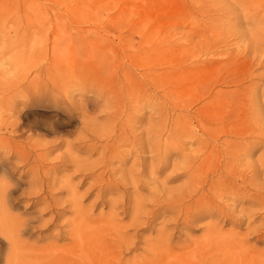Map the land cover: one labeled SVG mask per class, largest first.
<instances>
[{"label":"rangeland","instance_id":"1","mask_svg":"<svg viewBox=\"0 0 264 264\" xmlns=\"http://www.w3.org/2000/svg\"><path fill=\"white\" fill-rule=\"evenodd\" d=\"M38 1L48 8L49 23L40 21L45 14H26L14 6L7 9L9 16L0 17V125L44 124L31 139L28 133L12 138L17 146L0 143V185L19 182L23 191L13 199L10 213L30 219L34 227L25 237L43 240L64 231L73 220L76 202L93 217L109 214L110 204L117 207L114 219L128 223V235L137 241L136 250L125 252L127 258L144 254L148 241L157 242L162 228L173 245L190 248L209 235L208 224L215 222L226 233L245 234L246 209L252 211L250 221L256 219L253 227L263 230L264 209L249 205L245 197L233 207V219L242 221L237 225L225 223V216L212 219L208 213L194 221L195 213L204 209L190 210L186 220L191 202L190 177L185 173L206 152L197 140L209 139L208 131L221 127L222 140L241 147L262 142L248 160L236 165H243L240 169L248 182L257 187L248 186L246 192L253 198L264 196V0ZM54 13L70 38L59 57L80 64L62 91L44 72L48 68L44 60L57 57L47 52L51 42H45L54 32ZM109 58L116 79L98 63ZM82 64L87 65L85 71ZM125 75L131 76L128 81ZM219 91L232 100L215 110L203 107ZM192 98L198 99L196 104L179 107ZM134 116L132 132L127 121ZM30 151L47 153L48 160H33L27 166L20 155ZM228 155H223L226 161ZM38 166L50 169L49 177L59 181L52 192L57 206L49 210L45 203L35 205L40 199L28 195L36 192L31 185L38 178L34 172ZM101 174L111 177L115 188L97 185L95 176ZM136 188L146 209L132 226L123 210L129 214L134 210ZM100 191L107 194L100 196ZM234 199L227 193L220 203L232 206ZM212 201L219 202L215 196ZM247 240L264 252L259 232ZM181 252L176 250L175 255Z\"/></svg>","mask_w":264,"mask_h":264},{"label":"bare ground","instance_id":"2","mask_svg":"<svg viewBox=\"0 0 264 264\" xmlns=\"http://www.w3.org/2000/svg\"><path fill=\"white\" fill-rule=\"evenodd\" d=\"M11 6L15 8L21 7L26 14L31 12L37 15L45 14L46 18L44 19V17L40 16V21L45 22L46 20L47 23L50 22L48 8L41 6L38 0H0L1 18L9 16L7 9ZM54 15L56 16L54 32H51V39L46 35L45 42H51V47L47 49L48 45H46V50L57 57L52 56V58L44 60L48 66L44 72L52 85L62 91L66 86H62V84L76 77L75 68L80 64L76 63L75 60L65 61L59 57L68 48L70 38L62 30V27L58 25L57 19L59 17H57V13H54ZM98 63L104 70H109L108 73H110L111 78H118L112 74L116 70L113 60L110 58L102 59ZM37 65L39 66L40 63ZM38 66L35 67L37 68ZM86 66L82 64L81 69L83 68V71H85ZM90 66L91 64L88 65V68ZM94 77H97V75L95 74ZM130 77L128 75L124 76L127 81ZM34 84L35 81H31V87H34ZM44 92L46 93V91ZM225 96L226 94L223 91L216 92L210 102L203 105V107L210 110L218 109V107L222 108L232 100ZM198 99L192 98L183 101L179 107L190 108L196 104ZM62 102L64 101H58V103ZM27 109L28 106L23 107V110L26 111ZM20 115L27 117L25 113ZM136 119L137 117L134 116L127 121V124L129 123L127 128L132 132L136 128ZM242 119L246 120L245 115ZM43 127L44 124L41 122H34V124H29L25 121H18L14 124L5 122L4 125H0V143H3L2 141L13 142L14 146H17L18 144L12 138L15 136L21 137L24 133H28L27 139H31L32 134H35L38 128ZM48 129L52 130L54 127L49 126ZM208 132V136L210 135L209 139L197 140L198 144L206 150L205 154L200 158L201 162L197 166H189L190 170L185 173V175L190 177L189 199L191 202V207L187 208L186 220L190 218V210L200 211L204 209L195 213L194 221L196 219L197 222L202 221L208 213V216L212 217V219L216 218V216H225L228 218L225 223L230 222L237 225L242 223V221L233 219L232 214L233 207L237 206V203L241 200L240 198L245 197L249 205L264 209V196L259 194L253 198L254 195L246 192L248 186H253L255 189L257 187L253 184V181L252 183H250L251 180L248 182L247 174H244V171L240 169L243 165L240 167L236 165V162L244 163L248 160L249 153L253 151L255 146L261 145L262 142L252 145L251 148L241 147L239 143L222 140L223 137L221 135L225 134V130L221 127H216L213 131L210 129ZM212 133H215V135L213 136ZM246 133L244 131L243 135H246ZM6 135L9 136L8 139L4 138ZM110 135L107 137L112 138ZM235 135L239 136L240 134L235 131ZM196 138L194 135L193 139L195 140ZM173 147L174 143L171 140L170 148ZM137 153L139 155L142 154L141 151H137ZM224 154L226 156L229 154L227 161L223 156ZM20 159L28 166L33 160L36 163L45 162L48 160V154L34 155L32 151L23 152L20 155ZM3 161L8 165L10 164L7 158ZM34 172L38 174V178H35L34 185L32 184L31 187L36 188V192L25 193L24 195L35 196L40 199V201L37 200L35 205L45 203L48 206L45 210L52 209L57 206L52 192L56 190L59 181L50 178V169L43 166H38ZM34 172L30 173L34 174ZM95 181L97 185L106 186L107 190L108 188H115L111 177L106 178L103 174L98 177L95 176ZM240 183L244 186L240 187ZM19 188V182L10 185L8 181H3L0 185V264H19L18 261L20 264H264V252H260L255 247L250 246L247 240V237L257 232L261 236L263 235L264 238V225L263 230H259L253 227L256 219L250 221L253 217L251 209L245 210L249 218L245 234H235L231 233V231L226 233L219 223L215 222L211 225L208 224L207 233L209 235H206L203 240L196 242L194 248H190L184 243L173 245L166 233V228H162L157 235V242L148 241L149 244L144 253L148 255H133L131 258H127L125 252L132 251L134 248L136 250L137 241L134 242V238H130L128 235V227H130L128 223L114 219L112 211L115 212L117 207L115 206L114 208L113 204H110L112 208L109 214L93 217L90 211L83 209L81 202H76L74 206L77 209L68 228L43 240H40L39 237H35L36 241H31V237L27 239L25 236H28L29 232L34 230L30 219H23L21 215L15 218L10 213L13 199H17L23 194H19V192H23ZM93 188L90 187V190ZM134 193L136 199L133 204L134 210L131 214L123 210V214L130 216V224L132 223V226H135L140 221L138 219L140 218L141 210L144 211L146 209L142 205V199L137 192V188ZM227 193L229 196L235 197L232 206H225L226 203H220L225 199ZM16 194H18L17 197L14 196ZM58 194H62V192H58ZM102 194H107V192L100 191V196ZM213 196L217 197L219 202H213ZM41 197L43 198L41 199ZM228 201L229 199L226 200V202ZM255 215L257 214H254V217ZM150 222L148 221L147 225ZM136 229H138V226H136ZM176 250H182V255L176 256Z\"/></svg>","mask_w":264,"mask_h":264}]
</instances>
